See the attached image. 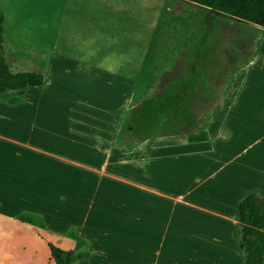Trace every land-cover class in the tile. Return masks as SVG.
<instances>
[{
    "label": "crops",
    "instance_id": "obj_1",
    "mask_svg": "<svg viewBox=\"0 0 264 264\" xmlns=\"http://www.w3.org/2000/svg\"><path fill=\"white\" fill-rule=\"evenodd\" d=\"M15 1L0 0L5 57L14 66L25 57L45 83L26 88L18 104L8 103L14 92L0 98V264H18L19 248L8 255L10 242L43 247L24 264H55L48 243L68 252L72 264H242L238 206L264 192V28L207 14L206 65L190 42L175 47L179 35L150 32L138 47L129 41L83 54L68 45L56 57L55 49L31 50L24 0ZM169 1L173 12L209 10ZM108 26L123 30L119 20ZM220 78L228 87L205 127L147 139L130 133L128 121L150 97L147 86H215ZM33 214L43 227L21 219ZM82 253L88 258L77 259Z\"/></svg>",
    "mask_w": 264,
    "mask_h": 264
},
{
    "label": "rangeland",
    "instance_id": "obj_2",
    "mask_svg": "<svg viewBox=\"0 0 264 264\" xmlns=\"http://www.w3.org/2000/svg\"><path fill=\"white\" fill-rule=\"evenodd\" d=\"M15 2L21 1L16 0ZM187 4L192 3L187 2ZM117 7H119V11ZM176 7L178 8L179 6L177 5ZM23 8L25 12L20 15L23 19V22H21L23 23V34L27 35L24 38L29 42L32 51L35 47L41 51L45 48L55 49L54 55L62 57L67 54V46L70 45L74 52L82 51L83 54H94L101 52L103 48L106 51H111L113 48L117 49V45L118 47L128 46L129 41L131 47L141 46L149 32L151 34L167 33V35L177 34L180 36L179 42L175 46L176 48L182 47L181 45L184 46L183 41L186 40L185 44L190 42V44L188 43L189 46L191 45L190 49L198 50L199 53H196V55H200L202 61H205L203 62L205 65L206 62H209L206 60L208 58L206 51L208 38L205 35V30L207 29L208 16H213V11H205L197 6L185 5L180 10L173 12L172 6L169 4L167 6L164 0H119V2L118 0H24V3H22ZM179 18H181V21H179ZM184 18L190 22L184 20ZM216 18L214 22L218 24L219 22L216 21ZM112 19L119 20L123 25L124 31L120 29L112 31L111 28H106L109 27L108 23ZM182 20L188 23L184 24ZM225 21L226 19H223L221 22ZM1 22L0 16V24ZM68 23L72 24L74 28ZM102 23L104 26L102 29H98L97 26L102 25ZM177 24L178 26H176ZM189 27L193 29H191L194 34L191 37L193 42L187 35ZM8 45L10 48L12 47L11 40ZM166 45L171 48L174 47L172 43L171 45H168V43ZM26 55L32 58L33 54L29 53ZM186 55L187 53H185V60L188 59ZM7 58L5 57L7 63L10 61L11 65H13V68L11 67L10 69L13 73L34 70L32 63H27V61L23 60L25 57L19 58L18 62L20 63L18 66H14V63L11 62V55ZM42 58L43 56L40 59L44 62L45 60ZM41 60H39L40 63ZM33 62L38 63V61ZM39 73L44 75L42 72ZM219 80L221 83L218 85L203 87L204 89L208 87L207 91H211V93L207 92L206 94L209 100L197 98L193 103L194 118L198 128H203L207 125L208 120L218 108L226 92L229 79L220 78ZM165 87L164 85L156 84L147 86L149 90L146 94L156 96ZM125 129L123 128V130ZM122 131L121 134L123 133ZM30 218L35 225L41 222L40 216L35 214L30 215ZM11 231L8 229L9 235ZM0 235H4L3 230L0 231ZM10 243H8L7 247L8 255H12L10 250L13 248H19L17 260L15 261L18 264L27 262L25 256L27 253H31L33 256H36L35 253L38 252L42 254L43 247L37 242L32 245ZM77 246L81 248L84 243L77 241ZM0 249L1 254L3 253L4 245H1Z\"/></svg>",
    "mask_w": 264,
    "mask_h": 264
},
{
    "label": "trees",
    "instance_id": "obj_3",
    "mask_svg": "<svg viewBox=\"0 0 264 264\" xmlns=\"http://www.w3.org/2000/svg\"><path fill=\"white\" fill-rule=\"evenodd\" d=\"M187 1L264 28V0ZM44 83L45 79L42 74L13 73L10 70L5 59L3 37L0 33V98L7 93L14 92L15 94L8 99V103H21V96L26 88L40 87ZM164 86L166 87L156 96L153 95L144 100L128 121V125L132 127L131 134L147 139L157 134L172 136L189 127H197L193 103L197 98L209 100L206 94L211 91H207L208 87L206 89L203 87L210 85L180 84L173 80ZM21 219L33 223L28 216ZM36 225L39 228L43 227L41 222ZM236 228L242 264H264V192H252L242 198L238 206ZM65 235L85 242L74 232H68ZM48 249L55 264H72L74 258L68 252L52 243H48ZM88 256V253H82L77 256V259H86Z\"/></svg>",
    "mask_w": 264,
    "mask_h": 264
}]
</instances>
